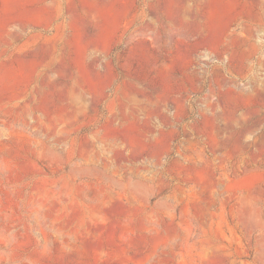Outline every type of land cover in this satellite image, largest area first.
<instances>
[{
  "label": "rangeland",
  "instance_id": "rangeland-1",
  "mask_svg": "<svg viewBox=\"0 0 264 264\" xmlns=\"http://www.w3.org/2000/svg\"><path fill=\"white\" fill-rule=\"evenodd\" d=\"M0 264H264V0H0Z\"/></svg>",
  "mask_w": 264,
  "mask_h": 264
}]
</instances>
